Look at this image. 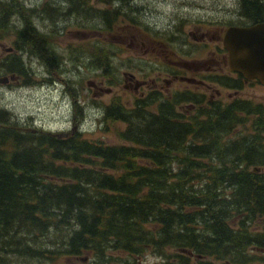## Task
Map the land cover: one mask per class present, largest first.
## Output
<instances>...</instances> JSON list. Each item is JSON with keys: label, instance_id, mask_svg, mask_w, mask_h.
I'll return each instance as SVG.
<instances>
[{"label": "trees", "instance_id": "16d2710c", "mask_svg": "<svg viewBox=\"0 0 264 264\" xmlns=\"http://www.w3.org/2000/svg\"><path fill=\"white\" fill-rule=\"evenodd\" d=\"M88 1L76 0L79 18L90 17ZM10 7L1 2V14ZM247 7L260 15L257 2ZM4 67L27 74L18 55ZM159 98L106 107L105 121L126 124L112 143L25 127L0 108V264L85 255L139 264L149 252L165 264L264 263V104ZM184 102L195 109L179 111Z\"/></svg>", "mask_w": 264, "mask_h": 264}, {"label": "rangeland", "instance_id": "374dc122", "mask_svg": "<svg viewBox=\"0 0 264 264\" xmlns=\"http://www.w3.org/2000/svg\"><path fill=\"white\" fill-rule=\"evenodd\" d=\"M20 1L26 7L31 3L42 4L44 2V0ZM89 1L92 4L93 0ZM137 2L141 7L144 6V15L149 13L147 16L149 20H144L147 25L142 27L141 33L133 27L127 30L126 23L122 22L119 28L112 31L111 36H120L123 33L122 28L135 37L143 35L145 41L149 40L150 42H147L156 45L159 53L156 61L151 59H155L151 53L146 54L140 50L135 40L131 47V37H128L125 44L115 46L113 42L116 41L110 39L109 32H101L94 26L93 21L96 22L99 16L84 15L81 20L84 21L86 28L79 26L78 30L72 24L66 25L68 28H64L62 37L58 38L59 45L56 49L60 52L62 63L59 71L54 74L41 58L31 56L30 50L27 51L25 48V52L21 53L14 48L15 52L12 54L22 58L27 74L17 77L10 85L0 84V108L8 110L14 119L25 127L53 133H67L76 130L88 140H100L106 143L119 142L117 130H123L126 124L110 123L105 121L103 116L105 105L112 100L114 95L107 94L102 99H95L92 94L93 89L88 84L89 81L104 82V87H112L114 94L120 96L122 103L134 105V100L138 95L133 90L125 89L123 72L133 73L140 78L143 74L152 75V69L168 67L166 60H175V58L171 59L174 53L183 57H187L188 54H193L192 56L195 57L208 54L214 47L222 45L221 41L227 27L237 25L241 21L238 11L235 10L237 0H137ZM150 20L155 25H149ZM200 20H203L202 25H200ZM178 23L180 25H177ZM13 31L11 28L10 33L7 32V36H4L5 31L1 30L0 59H5L8 56V54L5 55L7 50L14 47L12 42L14 36L11 33ZM192 34L196 36L204 34V38L195 39ZM179 37L183 39V42L178 40ZM112 48L118 50V55H111ZM33 50L36 52L35 47ZM105 50L112 52L105 53ZM6 69L5 67L0 68V76L12 74L7 73ZM56 76L59 78L54 79ZM52 78L56 81L55 85L49 81ZM179 86L181 84L175 85V87ZM182 87L191 86L182 85ZM215 87L222 92L223 103L241 98L264 104V86L260 84L244 87L238 96H233L231 99L228 96L230 93L233 94L232 91H226L219 86ZM200 91L210 93L206 87H200ZM207 98L211 100L210 95ZM184 103H186L184 106L188 105V102ZM77 105L85 109V119L81 123L73 121L74 110L78 111ZM194 109L179 108V111L188 114L187 112H192ZM105 122L109 125L108 129H106ZM170 252L172 254L170 259L173 260L176 252L173 249ZM260 253L258 252L259 255ZM254 256L257 257V255ZM131 259L129 255L122 253H117L115 256L116 262ZM12 260L18 261L19 264H53L52 258L42 261L34 259L25 263L16 258ZM193 261L195 262V259ZM94 262L95 260L90 255L85 261H81L80 258L63 259L58 256L55 264H96ZM140 262L141 264H165L166 260L149 252L140 258ZM215 264L223 263L217 261ZM251 264L264 263L252 257Z\"/></svg>", "mask_w": 264, "mask_h": 264}, {"label": "flooded vegetation", "instance_id": "af4514ba", "mask_svg": "<svg viewBox=\"0 0 264 264\" xmlns=\"http://www.w3.org/2000/svg\"><path fill=\"white\" fill-rule=\"evenodd\" d=\"M1 2L8 4L11 7L9 9V17L3 16L0 11V37L2 29L5 30L4 36H7L6 33H10L11 28H13L14 31L11 33H13L14 39L12 42L13 45L18 46L23 44V40L20 38L19 32L25 30L26 33H24V37L26 40V49L27 51L30 50V55L41 58L44 64L50 68L52 74L59 71L62 61L60 52L57 51L59 45L58 38L62 37L64 28H68L67 26L70 24L78 30L79 26L86 28V25H84V23L82 24V21H80L81 18L77 16V8L74 6L76 0H44L42 4L31 3L28 7H26L20 0H0V3ZM88 2L92 9L91 16H99L96 22L93 21L94 26L101 32H109L110 39L116 41L113 42L115 46L125 44L128 37H131V47L134 45L135 40V43L137 42L136 46L140 50H143L146 54L151 53L155 56V59H151L156 61V56L159 54L157 52L156 45L154 43H149V40L145 41L143 35L135 37L128 33L125 28H122L121 31L123 33L120 36H111L112 31L119 28V24L122 22L126 23L128 27L127 30H130V28L133 27L141 33L140 30H143L142 27L147 25L144 20H149L147 19L149 13H146V15L143 13L144 6L141 7L137 0H93L92 4L90 1ZM251 2H257L259 7H261V13L259 16H255L252 13L253 11L247 7ZM84 3H86V1H84ZM235 10L238 11V16L241 21L237 25H230L227 27L225 33L233 26L247 27L264 22V0H237ZM65 14L67 15V18L65 17ZM202 23L203 20H200V25H202ZM148 24L155 25L152 23V20H150ZM177 25L180 24L178 23ZM197 29L199 30V28ZM36 32L40 37L36 34ZM101 32L100 35L102 34ZM225 33L221 41L222 45L214 47L210 53L203 54L201 57L199 55L196 57L192 56L193 54H188L187 57H183L174 53V55H171V59L175 58V60H166L168 67L165 69H152V75L147 73L143 74L140 78H137V76L133 73L123 72L122 76L125 89L133 90L134 93L138 95L136 96V100H134V105L130 106V104L123 103L125 107H135L137 103L148 101L153 96L158 98L156 100H159V97L165 100H176L179 96L181 97L185 94L191 93H202L206 96L210 95L211 101L224 105V100L221 98L222 92L215 86H219L221 89L223 88L229 92L232 91L233 94H229V99L233 96H238L243 88L248 85L260 84L264 86L261 84L260 80H247L242 74L231 69L229 64V52L224 47ZM193 36L195 39L199 40L204 38V34ZM178 40L183 42L181 37H179ZM40 43L45 45L46 50H48L51 55L50 57H48L47 54L40 55L37 53V50L36 52L33 50V48L35 47L36 49ZM113 44L109 43V45L112 46ZM49 47L54 48L53 53L55 56L52 54ZM112 50V56L118 55V50H114L113 48ZM14 52V48L11 47L7 50L5 55H11ZM51 61H53V63H51ZM15 75L17 74H11V76L14 77ZM17 77L19 76L17 75L16 79ZM58 78V76L54 77V79ZM54 79L52 78L49 81L55 85L56 81H53ZM88 84L93 89L92 94L95 99H102L103 96L107 94L114 95L112 100L105 105V109L106 107L112 105L115 99H120L119 95L114 94L115 92L113 91V88L104 87V82L102 81H89ZM177 84H181V86L175 87ZM182 85L191 87H182ZM200 87H206L210 90L208 91L210 93L207 94L206 92L200 91ZM236 99L241 98H235L231 101ZM184 104L186 103H180L177 108H182V110L187 107L191 109L195 108L191 102H188L187 106H184ZM80 106L77 105L76 108L78 111L74 110L73 114V121L76 123H81L85 119V109ZM77 117H79L78 120ZM247 123H251V120H247ZM189 255L192 256L191 253ZM173 261L174 259L172 262ZM139 264H141V262H139Z\"/></svg>", "mask_w": 264, "mask_h": 264}, {"label": "water", "instance_id": "95a60500", "mask_svg": "<svg viewBox=\"0 0 264 264\" xmlns=\"http://www.w3.org/2000/svg\"><path fill=\"white\" fill-rule=\"evenodd\" d=\"M224 47L229 52L232 70L247 80L258 79L264 85V22L247 27H230L225 33ZM10 79L14 76L0 77V84L7 85Z\"/></svg>", "mask_w": 264, "mask_h": 264}, {"label": "bare ground", "instance_id": "6f19581e", "mask_svg": "<svg viewBox=\"0 0 264 264\" xmlns=\"http://www.w3.org/2000/svg\"><path fill=\"white\" fill-rule=\"evenodd\" d=\"M62 7V6H61ZM66 10V9H65ZM43 16H45V15H43ZM52 30V29H51Z\"/></svg>", "mask_w": 264, "mask_h": 264}]
</instances>
